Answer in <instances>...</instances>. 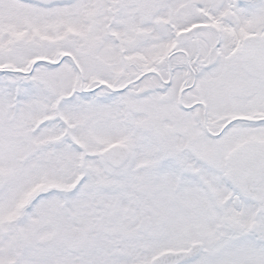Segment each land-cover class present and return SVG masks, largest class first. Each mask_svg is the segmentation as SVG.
I'll use <instances>...</instances> for the list:
<instances>
[{"label": "snow or ice", "instance_id": "1", "mask_svg": "<svg viewBox=\"0 0 264 264\" xmlns=\"http://www.w3.org/2000/svg\"><path fill=\"white\" fill-rule=\"evenodd\" d=\"M0 264H264V0H0Z\"/></svg>", "mask_w": 264, "mask_h": 264}]
</instances>
